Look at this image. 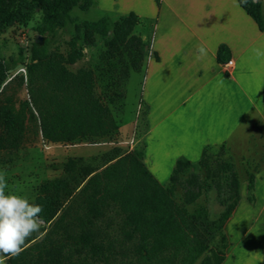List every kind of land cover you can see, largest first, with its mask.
Masks as SVG:
<instances>
[{
	"label": "trees",
	"instance_id": "obj_1",
	"mask_svg": "<svg viewBox=\"0 0 264 264\" xmlns=\"http://www.w3.org/2000/svg\"><path fill=\"white\" fill-rule=\"evenodd\" d=\"M37 1L42 18L36 31L45 42L31 50L26 80L34 111L28 102L25 107L48 144L112 141L120 122L110 106L116 100L107 91L120 84L118 64L127 78L131 70H142L146 57L143 40L139 48H120L135 39L138 16L121 18L111 34L108 17L75 25L74 8L88 11L95 0ZM237 1L264 31L261 1ZM30 5L27 0H0V36L29 19ZM70 25L76 32L69 51L49 48V37ZM82 33L92 45L99 35L110 47L100 55L107 65L71 69L85 57L83 48L76 46ZM136 58L138 65L131 68L128 63ZM8 72L0 57V151L14 152L26 135L25 112L3 96L12 82L22 85L25 78L16 76L5 85ZM219 149L214 168L213 146L204 149L197 165L179 159L166 186L147 167L144 145L128 152L115 147L101 166L68 159L63 175L41 183L30 201L42 206L43 226L6 264H223L229 246L225 228L241 200V187L234 162L224 155V146ZM213 187L225 208L218 216L199 202ZM249 188L254 191V177L249 178Z\"/></svg>",
	"mask_w": 264,
	"mask_h": 264
},
{
	"label": "crops",
	"instance_id": "obj_2",
	"mask_svg": "<svg viewBox=\"0 0 264 264\" xmlns=\"http://www.w3.org/2000/svg\"><path fill=\"white\" fill-rule=\"evenodd\" d=\"M95 2L112 21L134 13L136 27L147 32L141 36L150 46L139 101L144 112L135 140L144 142L151 173L166 186L179 159L196 163L208 146L230 151L247 133L252 149L261 151L241 159L260 172L255 181L259 204L264 196V167L257 161L264 165V57L253 50H264V31L237 0ZM198 47L206 54L199 55ZM229 61L233 67L228 69ZM245 189L227 231L245 220L256 222L258 205L245 201ZM262 202L257 216L264 215V197Z\"/></svg>",
	"mask_w": 264,
	"mask_h": 264
},
{
	"label": "rangeland",
	"instance_id": "obj_3",
	"mask_svg": "<svg viewBox=\"0 0 264 264\" xmlns=\"http://www.w3.org/2000/svg\"><path fill=\"white\" fill-rule=\"evenodd\" d=\"M27 2L31 4L29 19L23 23L6 28L0 36V57L4 59L9 68L6 84L11 82L16 76H24L25 78L22 85L19 82H12L3 99H11L19 109H23L26 120V135L22 147L14 152L0 151V171L6 173L8 182V188L5 190L6 195L16 194L27 197L29 201H32L36 197L41 183L63 175L64 166L68 159H82L85 164L101 166L104 156L115 147H119L123 152H128L135 148H141L144 145V142L136 144L135 140L138 137L139 130V126L137 130V122L144 112L142 111L143 108L139 107L141 87L144 81V66L140 71L131 70L130 75L125 78L124 75H121L123 65L121 63L118 64L120 68L116 76L120 84L111 89L109 88L107 91L108 95L113 96L116 100L110 106L117 120L120 122V132L112 141L83 142L75 145L46 144L39 132V124L32 119L29 108L27 109L24 105L25 102H28L30 110L34 111L30 87L26 80L27 65L30 63L31 50L38 37L36 29L42 18V9L38 1L27 0ZM72 16L75 18V25H81L84 21H97L105 17L106 14L96 7H92L88 11L74 8ZM118 21L111 20V34L114 23ZM75 25L60 29L56 35L49 37V48H58L63 53L68 52L76 32ZM143 33L147 32L144 29L141 30L140 27H135L132 33L135 39L128 42L127 45L120 46V48H139V40H142L141 36ZM146 44L147 52L144 64L150 48L149 43ZM76 46L77 48H83L85 57L77 64L71 66L72 70L77 71L82 67L89 68L107 65L100 60V55L110 47L99 35L95 36V43L92 45L90 40L82 33L81 39L77 41ZM124 55L123 53L121 57H125ZM117 60H119V57L114 59L113 62L116 63ZM138 62L136 58L135 61L129 62L128 65L133 68L135 65H138ZM122 127L123 130L121 131ZM246 136L247 133L240 137L241 139L237 140L234 145L235 147L231 148L230 151L224 147V155L231 158L235 164L240 181L241 200L243 187H245V201L250 206L255 207L258 205V208L262 209L264 196H260V203L258 204L255 188L254 191H251L249 188V178L254 177L256 181V177L260 172L258 173V170H253V167L246 164V162H241L242 158H249L252 154L254 157H258L261 151L258 147L252 149L254 144H251V141L247 140ZM220 147L213 146L212 156L214 157L210 160L213 168L217 166L216 157L221 153ZM199 161L191 163L197 165ZM257 161L260 164V169L261 167L263 168L262 161L260 159ZM201 174L204 175V172L202 171ZM218 196V189L213 187L209 192L208 198L202 197L199 201L200 204L208 207L212 216H218L225 209L220 204ZM258 208L254 210L257 219L253 224L249 219L240 222L239 225H230L229 231L225 228L229 246L223 264H264V226L262 225L264 222L261 220L264 215L260 213L261 215L257 216L259 212Z\"/></svg>",
	"mask_w": 264,
	"mask_h": 264
},
{
	"label": "clouds",
	"instance_id": "obj_4",
	"mask_svg": "<svg viewBox=\"0 0 264 264\" xmlns=\"http://www.w3.org/2000/svg\"><path fill=\"white\" fill-rule=\"evenodd\" d=\"M199 55H204L205 49L198 47ZM257 56L264 57V50H253ZM8 188L6 173L0 171V264L6 259L19 255L22 245L43 226L40 213L43 208L31 203L27 197L16 194H5Z\"/></svg>",
	"mask_w": 264,
	"mask_h": 264
},
{
	"label": "water",
	"instance_id": "obj_5",
	"mask_svg": "<svg viewBox=\"0 0 264 264\" xmlns=\"http://www.w3.org/2000/svg\"><path fill=\"white\" fill-rule=\"evenodd\" d=\"M44 42H45V38L41 35H38V37L36 39V45L41 47V46H43ZM5 85H6V83H5Z\"/></svg>",
	"mask_w": 264,
	"mask_h": 264
},
{
	"label": "built area",
	"instance_id": "obj_6",
	"mask_svg": "<svg viewBox=\"0 0 264 264\" xmlns=\"http://www.w3.org/2000/svg\"><path fill=\"white\" fill-rule=\"evenodd\" d=\"M226 67L229 69V68H232L233 67V61H229L226 65ZM46 143V142H45ZM48 144V143H46Z\"/></svg>",
	"mask_w": 264,
	"mask_h": 264
}]
</instances>
